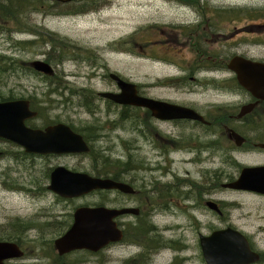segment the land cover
Segmentation results:
<instances>
[{
  "label": "rangeland",
  "instance_id": "rangeland-1",
  "mask_svg": "<svg viewBox=\"0 0 264 264\" xmlns=\"http://www.w3.org/2000/svg\"><path fill=\"white\" fill-rule=\"evenodd\" d=\"M71 1L63 2L69 4ZM230 6L263 8L264 0H105V3H101L100 8L92 10L94 12H87L78 18L67 19L59 16V13L62 12L51 13L54 12L53 10L37 12L27 9L21 17L25 23L34 27L33 29L42 35L43 41L40 43L45 44L41 48L34 46L26 49L27 45H19L17 42L34 40V36L24 33L23 29L16 32L17 27L10 24L8 29L0 32V54L30 63L34 60H44L46 56L42 52H50L51 44L54 43L56 48L60 47L61 51H65V54H59L63 60L60 67H63L64 70V76L59 78L68 81L74 94L66 91L61 97L62 92L60 93L56 88L45 87L34 74L25 71L18 78L15 76L2 77L0 79V96L15 98L34 96L39 99L38 108L45 109L46 106L48 109L46 112L49 111V114H52L56 119L72 124L74 127L79 128L81 123L91 121L96 125L97 128L93 131L98 135L94 142V148L97 151L101 150L98 153L107 156L110 160L128 163V169L125 168L123 172L119 171L118 175L129 181L136 191L151 190L150 182H154V180L157 182L158 191L171 182L190 184L197 190L201 172L212 171L213 164L223 166L221 168L224 172L222 173L224 174L223 181H226L225 179L231 175L234 177L238 175L235 165L264 164V154L254 148L255 143H261V140L264 142V132L253 126L255 116H251L248 121L225 122L223 120L222 144H215V139L209 133L203 135L201 131V140L206 143L207 147L200 145V149L197 150L192 147L194 142H197L193 139L192 134L185 144L191 151L185 150L184 154L170 156L174 160V164L169 167L156 153L146 154L138 150L140 144L142 146L145 144L144 148L150 150L148 142L145 139L142 142L141 136H138L137 131H134L136 124L133 122V118L138 117L140 111L136 114L135 110H126L122 120L118 119L112 123V120H115L112 114H107V116L101 110L97 111L94 105L86 101L90 96L95 95V92L104 89L105 85L98 79L102 73L99 72L100 60L105 61L109 70L119 77L132 84H141L146 88V93L148 86H154L156 78L162 79L164 75H177V68L170 61L181 63L173 56L174 52L177 55L178 52L175 50L163 51L160 48L164 46L165 39L164 34L161 36V31L164 32L171 21L183 23L187 20L182 17L181 9L179 14L177 13L178 8L187 10L186 8L212 9ZM58 8L71 7L59 5ZM218 22L219 18L217 17L201 21L205 25H202L205 30V38L212 42L211 44L207 43L204 50H208L207 48L210 46L209 49L216 50V53L223 51V57L228 59L234 53L242 54L245 51H253L264 58V44H257L258 41L262 42L261 39L264 40L262 29L259 30L256 27L244 29V24L224 22L220 29L215 30ZM152 25L160 26L161 29H155ZM47 32L54 34L55 39L61 40L64 45L53 42L52 37L46 34ZM230 35L233 36L230 37ZM56 53L57 51L55 55H57ZM164 54L167 57L161 56ZM184 54H187V51L184 50ZM57 56H54V62L59 60ZM223 57H218L216 62H222ZM91 60L94 62L90 63ZM158 63H163L165 67ZM231 94L233 93H227L225 90L222 93L203 90L194 87L192 82L186 80L185 85L150 89L148 96L169 98L183 104L191 103L201 113L207 115L213 104L226 106V102L232 104L244 100L241 93ZM219 112L237 115L239 108L236 109L232 104ZM255 125L264 130V123ZM229 130H234L246 139L240 147H237L234 141L229 139ZM12 149L13 146H10L9 143L0 145V150L9 152ZM195 153L200 154L201 163L194 162ZM15 157L10 156V158L0 161V233L8 232L9 225L13 223L21 224V227L25 229L20 228L24 242L22 246L25 253L24 264H64V262L69 264L68 259H75L77 252L74 257L62 258L64 262L60 258L56 260L57 253L53 250V241L63 232L57 234L54 233V230L47 233L46 222L58 219L57 222H67L68 224L73 216L75 206L82 204L102 205L101 203H106L123 208L125 199L116 197L115 194H120L116 191L109 193L101 189V191L90 193L77 200L62 201L46 189L49 183L48 178H45L47 171L42 172L44 177L41 176L40 171V169L43 171L45 163H42L41 167L35 166L33 169L27 161L23 162ZM46 164L48 170L57 165L56 167H65L71 171L94 174L91 170V159L84 155L49 158L46 160ZM110 170H114V168ZM218 197L232 204L233 209L230 210L228 216L242 230L249 233L254 230L258 232L263 227L260 225L264 224V198L251 194L237 195L225 190ZM153 206L155 203L149 205V207ZM179 209L183 208L178 204L169 207L156 206L155 217L157 220L153 219L152 225L160 228L161 223H168V218L163 214L175 218L181 217L174 214ZM186 219L187 217L183 215L172 223L182 226V229L175 232L174 237L182 238L189 244L191 234L197 230V224H191L188 229L189 221ZM27 223L31 227L27 228V225L25 226ZM41 241L44 245L46 242L49 248L40 247ZM171 247L175 254L180 250L176 243ZM50 248L52 252H49ZM138 251L136 245L117 243L115 247H111L109 252L102 250L98 252L97 256L82 255V260L77 259V261L80 264H135L131 263L128 257ZM156 252L154 250L151 254ZM172 254V251L161 254L158 262L169 259ZM17 264L21 263L17 262Z\"/></svg>",
  "mask_w": 264,
  "mask_h": 264
},
{
  "label": "flooded vegetation",
  "instance_id": "flooded-vegetation-1",
  "mask_svg": "<svg viewBox=\"0 0 264 264\" xmlns=\"http://www.w3.org/2000/svg\"><path fill=\"white\" fill-rule=\"evenodd\" d=\"M56 1H59L61 6H66L67 4L62 0ZM253 8L254 6L245 8H241L240 6H230L212 9L186 8L187 10H184L185 8H178L177 13L179 14V10L181 9L180 11H182V17H185L187 20L183 23L171 21L170 24L166 26L168 28H166L164 32L161 31V36L164 34L165 39L164 46L160 48L163 51L175 50L178 52L179 56L176 54V52H174L173 56L181 63L170 61V63L177 68V75H164L162 76V79L156 78L154 86H148L147 93L145 92L146 88L141 84L136 85V94L139 98L158 100L168 104L191 109L198 115L202 116L205 123L189 120L186 118L162 120L154 117L152 111L147 108L116 105L112 101L104 99L102 97V93H119L120 89L115 80L111 78V75L114 72H111L109 70V66L105 63V61L102 60H100L101 62L99 65V72L101 71L102 73L97 76L99 82L105 85L104 89L99 90V92H95V95L90 96L86 102L94 105V108L97 107L102 109L103 106V114H112L115 117V120H112V123H115L118 119L122 120L126 110H135L136 114L140 111V115L136 118H133V122L136 124L135 130H137L138 136H141L142 142L144 139L146 142H148L150 150H146L144 148L145 144L143 146L140 144L138 150L146 154L156 153L162 158L163 163L169 167L174 164V160L170 158V156L184 154L185 150L191 151V149L187 148L189 146L185 144L192 134L193 139L197 141L192 145L194 149L199 150L200 145L207 147L206 143L201 140V131L203 132V135L209 133L211 137L215 139V144H222V139L224 137L222 131L224 123L222 121H242L252 113L242 117L239 120L237 119V115H231L227 113H224V115L226 114L227 116L223 118L222 113L219 111L221 109H226V107H229L232 104L236 109H240V107L243 105L254 103L256 101L249 93L244 91L239 86L236 79V73L231 68V60L234 57H242L253 62L264 64V58L255 54L253 51H245L242 54L234 53L232 54L231 58L228 59L223 57V51L216 53V50L209 49L210 46L207 48L208 50H204L206 44H211L212 42L209 41L210 39L208 40L205 38V30L203 27L205 25L201 23V21L204 19L217 17L219 18V22L215 30L220 29L224 22H230L232 24L241 23L244 24V29L253 27L258 28L259 30L262 29V35L264 36V23H261L264 21V6L263 8ZM43 10L45 12H51L50 10H53L54 12L51 13L62 12L59 13V16L67 19L71 17L78 18L79 16L85 15L87 12H94L92 10L96 9L40 8L37 12H43ZM152 27L155 29H161L160 26L156 25H152ZM191 36H193V38H191ZM232 36L233 35H230V37ZM261 41L262 42L258 41L257 44H264V40L261 39ZM56 50V54L58 55H56L57 57H59V54H65V51L62 54L60 47L56 48ZM184 50L187 51V54H184ZM161 56H164V58L167 57L166 54ZM69 57H71V55H69ZM218 57H223V61L220 63L216 62ZM46 60L47 56L43 61ZM62 61L63 60L60 58L57 62H55V66H53L54 73L49 76H45L43 74L34 75L41 80L45 87H50L51 89L56 88V90H59L60 93L62 92L60 94L61 97L66 91L74 94L71 86L68 84V81L59 78L60 76H64L63 67H60V64L62 65ZM92 62L94 61L91 60L90 63ZM50 64L53 65L52 62ZM158 65L165 67L163 63H158ZM182 77H184V79H182ZM122 79L125 81L124 78ZM186 80L192 82L194 87H199L203 90H213L216 93H222L223 90H225L227 93H233L231 95H238L241 93L244 96V100L232 104L226 102V106H218L213 104L210 106V110L208 111L207 115H205L191 103L183 104L169 98L148 96L150 89H165L172 85H185ZM257 107L264 108V102H259ZM29 109L36 112V115L25 121V126L28 128L45 130V128L49 126L65 124L69 126L70 129L75 131L72 124L61 121L60 119H56V117L52 116V114H49V111L46 112V106L45 109L43 107L37 108L35 106V102L30 100ZM95 128H97L96 125L90 121L87 125L80 127V132L78 133L81 135V133L85 132L86 134V131L91 132ZM7 143H9L10 146H13V149L9 152L0 150V161L8 159L10 156H16L15 159L22 160L23 162L27 161L28 164L33 167V169L35 166L41 167L42 163H45L43 171L40 169L41 176L43 175V177L44 174L42 172L45 173L49 169L46 164V160H49V158H60L66 156L77 157L76 155L30 154L26 153L22 148L15 145L14 143L0 138V145H5ZM257 150L264 154V150ZM195 156L194 162L201 163L202 160L200 154L195 153ZM56 166L57 165L54 167ZM243 167L246 166L235 165V168L238 169V175L235 177L231 175V177L225 179L226 181H223L224 174L222 173L224 172L221 169L223 166L213 164L212 171L201 172L199 187L197 190H195L193 185L190 184L183 185L171 182L166 184L165 188L158 191L157 182L154 180V182H150L152 187L151 190H139L136 191L134 195L115 194L116 197L123 200L125 199L123 207H137L139 211L138 215L136 216L124 215L118 219V224L122 229V239L120 243L124 245H136L139 250L136 254L130 255L128 257L129 261L135 264L217 263L221 258L217 256V252L214 248L217 246V244L223 241L222 238L218 236V233L221 232L223 234L225 231H230L231 233L238 232L246 240L248 245V256L246 255L248 262L247 264H264V224L260 225L263 227L260 228L258 232H255L254 230L249 233L245 230H242L235 224L234 220L228 216L230 210L233 209L232 204L218 197V195L225 190L237 195L251 194L260 198H264V196L253 192L236 191L223 188L222 183H230L234 181L239 176ZM46 175L47 174H45V178ZM117 179L118 181L122 180L121 182L128 183L130 185V182L124 179L121 175ZM109 193H111V191H109ZM153 203H155V206L149 207V205ZM192 203H194V205H192ZM177 204L179 207L182 206L183 209L177 210L174 212V214L181 217H183V215L187 217L186 220L189 221L187 226L188 229L190 228L191 224H197V230L191 234V241L189 244H187L182 238L174 237L175 232L182 229V226L172 222L175 219L181 217L175 218L174 216L163 214V216L168 218V223H161L160 228L152 225V220H157L155 217V214L157 213L156 206L169 207L177 206ZM112 205L113 204H109L110 207H115ZM226 235L228 234L226 233ZM228 239H231L232 243H234L233 238L228 236ZM175 243L178 245V247H180V250L177 252V254L174 253L173 248L171 247ZM115 246L116 244H110L104 250L109 252L111 247ZM154 250L157 252L151 254V252ZM171 251L173 254L169 259L158 262V258L161 254ZM75 253L76 252H72L64 256L65 258L74 257ZM23 260L24 256L22 259H16L13 261L15 263L19 262L24 264ZM71 264L80 263L76 259H73Z\"/></svg>",
  "mask_w": 264,
  "mask_h": 264
},
{
  "label": "water",
  "instance_id": "water-1",
  "mask_svg": "<svg viewBox=\"0 0 264 264\" xmlns=\"http://www.w3.org/2000/svg\"><path fill=\"white\" fill-rule=\"evenodd\" d=\"M30 67L34 71L46 75L53 72L50 65L40 60L32 61ZM231 68L236 73L239 86L256 100L254 103L240 107L237 119H241L250 114L259 102H264V64L235 57L231 62ZM114 78L122 90L121 93L119 95L102 94L103 97L111 99L114 103L145 107L152 111L154 117L162 120L186 118L205 123L203 118L191 109L149 99H140L135 95L133 84L124 83L117 77ZM35 115L36 113L29 110V101L27 100L0 102V138L14 143L30 154L65 155L87 154L89 152L83 138L64 124L49 126L45 130L26 127L25 121ZM228 132L229 139H232L237 147H240L245 141L235 131L229 130ZM255 147L264 150V143L255 144ZM223 187L264 195V166L242 168L239 177ZM101 189H115L125 194L133 193V189L127 184L74 173L63 167H56L50 173L47 186L48 191L66 199ZM137 212L136 209L78 208L73 214V224L61 237L54 241V247L60 255L75 250L97 252L109 243L118 242L121 239V231L114 219L124 214H136ZM223 234L218 233L223 241L214 248L217 256L221 259L217 263L209 264H247L248 245L246 240L238 232L225 231ZM228 236L233 238L234 243L228 239ZM22 256L23 252L15 243L0 242V264H10L6 262L19 259Z\"/></svg>",
  "mask_w": 264,
  "mask_h": 264
},
{
  "label": "trees",
  "instance_id": "trees-1",
  "mask_svg": "<svg viewBox=\"0 0 264 264\" xmlns=\"http://www.w3.org/2000/svg\"><path fill=\"white\" fill-rule=\"evenodd\" d=\"M101 3H105V0H74L69 2V4H66V6H69L71 8H100ZM61 5L59 2L55 0H0V32L4 29H8L10 24H13L17 27L16 32L24 30V33L32 34L34 36V40H26L22 42H17L19 45H27L26 49L33 48L34 46L36 48H41L44 44L40 43L42 40V35H40L37 30L33 29L31 25H28L25 23L24 19L21 17V15H24L27 9L29 10H35L39 11L40 8H58V6ZM13 27V26H12ZM15 27V28H16ZM47 35L51 36L53 39V42H55L58 45H64V43L61 40H56L55 35L52 33L47 32ZM64 47V46H62ZM55 44H51V50L50 52L45 53L47 56L46 62H52L55 58V52H56ZM64 51H62V54ZM44 54V51L42 52ZM44 54V55H45ZM53 57L52 61L51 58ZM59 59L61 56L58 57ZM25 71L32 72L31 68L28 66V62H24L23 60L19 58H11L6 57L0 54V79L2 77H12L15 76L18 78L22 73ZM20 98H26L23 96H20ZM31 100H35V106L37 107L39 103V99H37L34 96L27 97ZM15 99V97H2L0 96V101H6V100H12ZM38 108V107H37ZM223 118H225L227 115L222 114ZM251 116H255L256 119L253 122V126L260 130L261 132H264L263 129L256 126V123H264V108L263 107H256L251 115H249L247 118L243 119V121H248ZM80 127H83L82 125ZM77 131H79L78 127H76ZM86 129V128H85ZM80 132V131H79ZM81 133L86 140L87 143L91 146V152L87 156L89 159H91V170H93L94 174L96 176H107L110 172H114V174H118L119 171H124L125 168L128 169V163L121 162L120 160H110L107 156L100 154L95 148H94V139H92L93 131L89 132L86 131ZM261 140V139H260ZM261 143L262 142L261 140ZM114 168V170H110ZM51 170L47 171L46 177L48 178V174ZM103 204V203H101ZM28 227H31L30 224H25ZM66 223L57 222V219L53 221H47L46 222V228L47 233L49 231H54V233L60 234L62 233L67 226ZM15 228V229H14ZM20 228L21 224L13 223L9 225L8 232L0 233V242L1 241H7V242H14L20 246H23V237L21 236ZM25 230V229H24ZM44 241V240H43ZM43 241L40 242V245H43ZM50 243V241H49ZM46 247H49L47 243L45 242Z\"/></svg>",
  "mask_w": 264,
  "mask_h": 264
},
{
  "label": "bare ground",
  "instance_id": "bare-ground-1",
  "mask_svg": "<svg viewBox=\"0 0 264 264\" xmlns=\"http://www.w3.org/2000/svg\"><path fill=\"white\" fill-rule=\"evenodd\" d=\"M201 117H202V116H201ZM224 156H225V155H224ZM229 167H230V166H229ZM230 168H231V167H230ZM57 238H59V237H57ZM57 238H56V239H57ZM56 239H55V240H56ZM55 240H54V241H55ZM54 241H53V246H54ZM69 253H72V251H70V252H68V253H64V255L69 254Z\"/></svg>",
  "mask_w": 264,
  "mask_h": 264
}]
</instances>
